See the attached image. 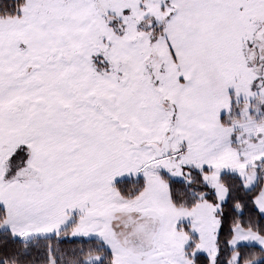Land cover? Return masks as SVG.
<instances>
[{"label": "snow or ice", "instance_id": "6c2138e0", "mask_svg": "<svg viewBox=\"0 0 264 264\" xmlns=\"http://www.w3.org/2000/svg\"><path fill=\"white\" fill-rule=\"evenodd\" d=\"M248 204L264 0H0V264H264Z\"/></svg>", "mask_w": 264, "mask_h": 264}, {"label": "trees", "instance_id": "16d2710c", "mask_svg": "<svg viewBox=\"0 0 264 264\" xmlns=\"http://www.w3.org/2000/svg\"><path fill=\"white\" fill-rule=\"evenodd\" d=\"M243 198V197H242ZM252 218L253 220H255L257 223L264 225V217H261V215L258 213V211L254 210L251 204H248L245 212H244V216L243 219L245 221H247L249 218ZM225 232H227V225L225 226ZM81 243L79 238H77L75 241L72 240V238H69L63 245L62 247L66 250V251H72L75 248H79L81 247ZM83 246H87V245H83ZM11 247H18L17 245H11ZM246 251H248V249H246ZM252 251H255V249H252Z\"/></svg>", "mask_w": 264, "mask_h": 264}]
</instances>
